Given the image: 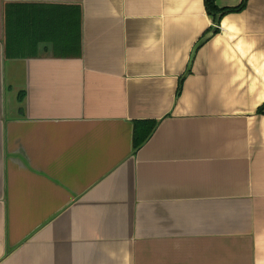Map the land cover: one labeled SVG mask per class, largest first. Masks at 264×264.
Segmentation results:
<instances>
[{
    "label": "crops",
    "instance_id": "crops-1",
    "mask_svg": "<svg viewBox=\"0 0 264 264\" xmlns=\"http://www.w3.org/2000/svg\"><path fill=\"white\" fill-rule=\"evenodd\" d=\"M0 264H264V0H0Z\"/></svg>",
    "mask_w": 264,
    "mask_h": 264
},
{
    "label": "trees",
    "instance_id": "trees-1",
    "mask_svg": "<svg viewBox=\"0 0 264 264\" xmlns=\"http://www.w3.org/2000/svg\"><path fill=\"white\" fill-rule=\"evenodd\" d=\"M246 0H243L241 4L234 9H223L216 5V0H204L205 10L208 15L217 22L220 17L228 11L239 10L245 5ZM33 11L22 5H9L5 9V26H6V39L8 43L9 52L12 54H17L20 50L31 49L32 44V27H37L36 29L45 26L42 23L41 18H35ZM35 18V20H34ZM30 28V29H28ZM216 32V30H212ZM157 125L156 120H140L136 121L134 124V135L133 144L135 148L140 147L153 133Z\"/></svg>",
    "mask_w": 264,
    "mask_h": 264
},
{
    "label": "water",
    "instance_id": "water-1",
    "mask_svg": "<svg viewBox=\"0 0 264 264\" xmlns=\"http://www.w3.org/2000/svg\"><path fill=\"white\" fill-rule=\"evenodd\" d=\"M205 40V37L204 38H202L200 41H199V43L195 46V48H194V51L193 52H195V50H196V48L203 42Z\"/></svg>",
    "mask_w": 264,
    "mask_h": 264
}]
</instances>
